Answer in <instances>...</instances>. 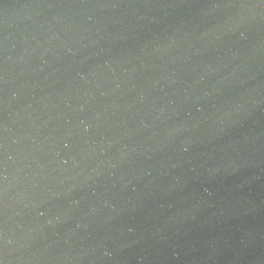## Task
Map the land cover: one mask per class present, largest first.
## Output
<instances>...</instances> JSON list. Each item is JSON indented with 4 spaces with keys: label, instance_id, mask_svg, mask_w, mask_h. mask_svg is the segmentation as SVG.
Wrapping results in <instances>:
<instances>
[{
    "label": "water",
    "instance_id": "water-1",
    "mask_svg": "<svg viewBox=\"0 0 264 264\" xmlns=\"http://www.w3.org/2000/svg\"><path fill=\"white\" fill-rule=\"evenodd\" d=\"M0 264H264V0H0Z\"/></svg>",
    "mask_w": 264,
    "mask_h": 264
}]
</instances>
